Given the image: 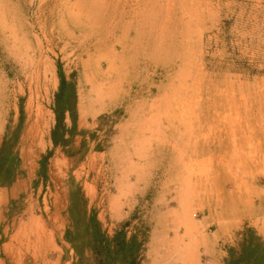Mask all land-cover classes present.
<instances>
[{
  "label": "rangeland",
  "instance_id": "rangeland-1",
  "mask_svg": "<svg viewBox=\"0 0 264 264\" xmlns=\"http://www.w3.org/2000/svg\"><path fill=\"white\" fill-rule=\"evenodd\" d=\"M3 145L0 264H264V0H0Z\"/></svg>",
  "mask_w": 264,
  "mask_h": 264
},
{
  "label": "trees",
  "instance_id": "trees-1",
  "mask_svg": "<svg viewBox=\"0 0 264 264\" xmlns=\"http://www.w3.org/2000/svg\"><path fill=\"white\" fill-rule=\"evenodd\" d=\"M58 77L60 80L59 91L57 94V101L59 102V110L56 111L57 128L62 126V116L64 111L63 107H60L63 99L67 96L68 85L60 70H58ZM56 131L53 132V142L57 144L55 139ZM13 159L10 155H5L4 145L0 150V160ZM94 241L93 254L96 257L97 264H139V254L141 252V243H139L135 236L131 240H126L123 231H119L115 234L112 240L107 241L102 237H98V232L94 231L92 235ZM251 241V242H250ZM253 239L245 241L244 247H249L252 244ZM264 251V250H263ZM264 253V252H263Z\"/></svg>",
  "mask_w": 264,
  "mask_h": 264
},
{
  "label": "bare ground",
  "instance_id": "bare-ground-1",
  "mask_svg": "<svg viewBox=\"0 0 264 264\" xmlns=\"http://www.w3.org/2000/svg\"><path fill=\"white\" fill-rule=\"evenodd\" d=\"M30 118V117H29ZM28 123V122H27ZM28 125V124H27ZM30 126V125H29ZM32 126V125H31ZM26 127V126H25ZM27 128H28V126H27ZM26 131V130H25ZM29 131V130H28ZM34 132V131H33ZM26 133H27V131H26ZM25 133V134H26ZM30 133V132H29ZM28 135V134H27ZM30 135V134H29ZM26 137V136H25ZM25 140V139H24ZM182 190V189H181ZM52 219H54V218H52ZM34 221V220H33ZM35 222V221H34ZM34 225V224H33ZM43 231H41V230H39V229H37L36 227H35V229H32L31 230V233L34 235V243H36V244H38V243H40L41 241H42V237H41V235L40 234H43L42 233ZM26 239H27V237H26ZM27 242V241H26ZM28 243V242H27Z\"/></svg>",
  "mask_w": 264,
  "mask_h": 264
}]
</instances>
